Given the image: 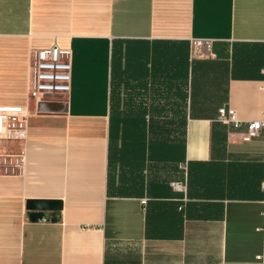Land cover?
I'll return each instance as SVG.
<instances>
[{"label":"crops","instance_id":"1","mask_svg":"<svg viewBox=\"0 0 264 264\" xmlns=\"http://www.w3.org/2000/svg\"><path fill=\"white\" fill-rule=\"evenodd\" d=\"M190 39L214 57L190 60ZM53 45L70 90L42 111L27 55ZM0 106L30 111L0 264H264V129L242 142L216 120L262 118L264 0H0ZM175 119L184 138L162 143Z\"/></svg>","mask_w":264,"mask_h":264},{"label":"built area","instance_id":"2","mask_svg":"<svg viewBox=\"0 0 264 264\" xmlns=\"http://www.w3.org/2000/svg\"><path fill=\"white\" fill-rule=\"evenodd\" d=\"M211 40L190 39L189 59L212 58ZM71 55L69 50L56 45L48 48L29 49L26 68V88L30 101L38 107L43 102H55L70 90ZM28 106H0V177L20 175L25 166V143L27 139ZM217 120L228 126V138L235 136L248 142L261 135L264 129L262 118L241 121L234 110L223 107L218 110ZM14 146L15 150H12ZM10 147V148H9ZM177 191L184 189L180 182H172Z\"/></svg>","mask_w":264,"mask_h":264},{"label":"water","instance_id":"3","mask_svg":"<svg viewBox=\"0 0 264 264\" xmlns=\"http://www.w3.org/2000/svg\"><path fill=\"white\" fill-rule=\"evenodd\" d=\"M55 102H43L38 105V110L42 111H53L55 110ZM42 202L29 201L26 203V209L28 210L27 218L30 221H41V220H51L59 221L60 216L55 213L43 212L39 209V205Z\"/></svg>","mask_w":264,"mask_h":264},{"label":"trees","instance_id":"4","mask_svg":"<svg viewBox=\"0 0 264 264\" xmlns=\"http://www.w3.org/2000/svg\"><path fill=\"white\" fill-rule=\"evenodd\" d=\"M217 120V119H216ZM217 122H219L217 120ZM220 123V122H219ZM171 133H162L160 134L159 138L161 139L162 143H174V142H181L184 138V120L183 119H175L171 120ZM222 124V123H220ZM168 125V122H167ZM224 125V124H222ZM226 126V125H224ZM227 127V126H226Z\"/></svg>","mask_w":264,"mask_h":264},{"label":"rangeland","instance_id":"5","mask_svg":"<svg viewBox=\"0 0 264 264\" xmlns=\"http://www.w3.org/2000/svg\"><path fill=\"white\" fill-rule=\"evenodd\" d=\"M33 103L31 104V107H32Z\"/></svg>","mask_w":264,"mask_h":264}]
</instances>
